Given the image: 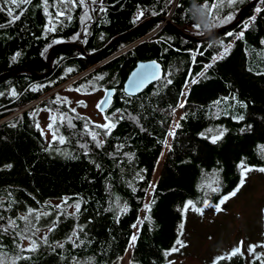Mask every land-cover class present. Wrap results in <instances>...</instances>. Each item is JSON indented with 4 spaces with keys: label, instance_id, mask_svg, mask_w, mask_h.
Returning a JSON list of instances; mask_svg holds the SVG:
<instances>
[{
    "label": "trees",
    "instance_id": "1",
    "mask_svg": "<svg viewBox=\"0 0 264 264\" xmlns=\"http://www.w3.org/2000/svg\"><path fill=\"white\" fill-rule=\"evenodd\" d=\"M250 1L226 5L217 20L229 11L233 19L215 27L207 12L199 15L201 7L193 6L203 0H85L91 19L83 23L85 9L78 0L75 7H53L56 0H48L49 16L42 0H29L20 8L12 6L19 19L11 23L6 10L0 11V76L18 71L0 82V254L11 258L19 253L17 244L27 247L29 240L16 235L24 232L26 221L20 217L27 215L31 223L24 235L37 248L20 253L16 264H122L130 245L129 264H166L188 200L216 205L240 183L237 165L242 160L264 167V0L248 8L234 27L201 42L155 21L167 18L186 33L203 37L230 24ZM9 6L0 0V7ZM57 10L65 15L56 17ZM138 12L143 15L137 19ZM252 16L255 20L249 21ZM45 25L55 30L47 31ZM220 41L232 47L213 61ZM73 42L89 56L101 54L90 58L67 48L55 56L48 74L31 73L47 71V53L54 45ZM150 60L161 64L162 77L136 96L125 95L122 85L130 71L137 62ZM90 88L115 89L104 112L115 123L107 135L59 96L61 89L84 93ZM179 108V127L170 135L172 112ZM41 111L55 114L56 140L48 142L42 135L37 124ZM240 115L242 120L232 118ZM209 128L226 131L213 144L199 135H212ZM89 131L99 133L96 140ZM97 140L103 141L99 147ZM216 178L219 187L213 192L207 185ZM29 208L34 211L28 213ZM10 219L15 226L8 224ZM217 264H244V258L237 253Z\"/></svg>",
    "mask_w": 264,
    "mask_h": 264
},
{
    "label": "rangeland",
    "instance_id": "2",
    "mask_svg": "<svg viewBox=\"0 0 264 264\" xmlns=\"http://www.w3.org/2000/svg\"><path fill=\"white\" fill-rule=\"evenodd\" d=\"M199 15L205 14L206 9H199ZM235 38V35H234ZM233 38V39H234ZM103 89L90 88L88 92L79 93L67 89L59 91L60 98H63L71 110L80 116L89 119L93 124H104V113L98 112L96 105L103 95ZM185 94L182 97V102ZM181 109H175L172 112V125L170 131L175 128L178 118L181 116ZM55 117V114L49 111H41L37 115V124L48 142L53 141L54 120L49 117ZM52 124L49 129L48 125ZM166 150V149H165ZM164 150V151H165ZM241 164V163H240ZM241 167H247L244 163ZM161 162L158 163L154 182L160 172ZM241 171V168H238ZM253 168L248 171L244 178V183L230 196L223 204H220L219 211L215 205L207 200V205L201 204L196 207L201 212H196L190 206L183 211V229L180 232L179 239L184 242L181 247L176 244L177 251L167 253L166 264H212L217 256H225L232 248L240 246L243 253L244 264H253V255L249 254L247 249L249 245H257L255 253H264V248L258 245L264 243V172ZM153 186L154 187V183ZM150 196L146 198V203ZM220 203V201H219ZM144 217V213L142 214ZM46 232V231H45ZM40 232H36V235ZM135 232V237H136ZM243 242L240 245V242ZM29 243H25L28 246ZM133 246L129 250L122 264H129ZM264 256L261 257L263 259ZM260 260V259H257Z\"/></svg>",
    "mask_w": 264,
    "mask_h": 264
},
{
    "label": "snow or ice",
    "instance_id": "3",
    "mask_svg": "<svg viewBox=\"0 0 264 264\" xmlns=\"http://www.w3.org/2000/svg\"><path fill=\"white\" fill-rule=\"evenodd\" d=\"M29 2V0H3V4L4 5H11L9 7H7L6 9L4 7H0V11H5L7 12V16L10 18L9 22H14L15 20L19 19V14H16L14 15V7L12 6H15V8H20V5L22 4H27ZM96 0H92V3H95ZM171 2V0H169V3ZM42 3L44 5L43 7V11L45 13L46 16H49L50 13H49V9H48V0H42ZM56 3H59L61 5L67 3V4H71L73 7L76 6L77 4V0H56L55 3H53V7L56 6ZM78 3H79V6L81 8H84L85 11L83 13V15H81L80 19H81V22L83 23L85 19H91V17L88 16V10H87V7L86 4H85V0H78ZM237 3V0H211V3H209V0H203V4L200 6L201 9H206L207 11V14L214 20L216 21L215 24H213L212 26L215 27L217 25H222V24H226L228 23L229 21H231L233 19V14L231 11H229L227 13V15H224L222 18H220L219 20H217V16L219 15V13L224 9V7L227 5L229 8L233 7L235 4ZM101 11H103V8L101 7L100 9ZM261 9L259 7H257L256 11L259 12ZM23 9H21V13H22ZM56 17H60V16H63L65 15V13L63 11H60V10H57L56 13H55ZM143 15V12H138V15H137V19L139 18V16H142ZM153 15H155V12H153ZM69 20L71 19V16H68L67 17ZM255 20V16H252V17H249V21H253ZM0 27H3V25H0ZM196 27H198V25H196ZM249 27V23L248 22H245L244 25H243V28L244 29H247ZM45 29L47 31H54L55 28L54 26L52 28H48L47 25H45ZM228 35H232V33H228ZM239 37L240 38H243V32H240L239 34ZM75 39V37H73ZM220 44V52L218 54H213L212 56V60L215 61V60H219V59H222L225 55H227L229 49L232 47L231 44H228L227 46L224 45V42L223 41H220L219 42ZM261 44H264V40H261ZM17 56L19 55V53L16 54ZM13 59H15V57H13ZM205 67H208V65H206ZM159 72H160V66L156 63V61H151L149 64L147 65H141V71L137 72V73H134L133 74V83L130 85V87H139L140 84H142L144 82V80H146L148 77H152L153 79H159ZM197 75H203V73H198ZM193 83H195L196 81L193 80L192 81ZM168 83H171V81L169 80ZM0 95H2V93H0ZM12 95H15V92L13 91L12 92ZM225 101L228 100V97H224L223 98ZM232 99H235V97L233 96ZM214 103H219V101H215ZM242 103V102H241ZM179 107H183V104H179L178 105ZM97 107H101V105H97ZM74 111V109H73ZM120 110L117 109V112H119ZM227 114V113H225ZM63 115L60 116V119L63 120ZM234 120H242L243 119V115H240V116H233L232 117ZM50 120H54L55 117H52L50 116L49 117ZM105 119L107 120L108 118L105 117ZM69 126L71 127V121L69 120ZM49 129L52 128V124L50 123L48 125ZM85 127L87 128V125H85ZM115 127V123L114 122H107V123H104V124H97L96 125V128H101V129H106L107 131H105L104 135H107L108 132L111 131L112 128ZM175 127H179V124H175ZM250 127V126H249ZM226 131V129H222L218 132H215L212 128H209L206 130L207 133H213L212 135L210 136H206V133L205 132H201L199 133L200 136L202 137H206L207 139L210 140L211 143L215 144L219 139H221L224 135V132ZM241 131H243V129H241ZM88 134L92 137L93 140H96V137L99 135V133L95 132V131H89ZM170 135L173 134L171 131L169 133ZM43 135V133H42ZM52 139L53 140H56L57 139V136L55 133H53V136H52ZM59 141L60 143H63L64 142V137L63 136H60L59 137ZM103 143L102 140H97L96 141V146L99 147L101 144ZM81 147H84V145H81ZM243 164V160L241 161V164H238L237 167L238 168H241V171H240V183L237 184L236 188L232 191V192H229L227 193L226 195L222 196L220 198V203L216 204L215 205V208L217 211L221 210L220 209V204H223L224 201H226L230 196L232 195H235V192L239 190V187L244 183V178H245V175L248 171H251L253 170V168L255 166H247V167H241V165ZM10 167V165H9ZM257 171H260V172H264V167H259L256 169ZM212 183H215L216 186L213 187L212 186ZM212 183H209L207 186L211 189V191L213 192H216L218 191V178H216ZM198 187H200L198 185ZM207 200L204 201V204L207 205ZM192 207V209L196 212H201V209L196 207L194 204H193V201L191 200H188L185 204H184V209H188L189 207ZM56 207H59V205H57ZM76 209H79L80 205L79 203H77L75 205ZM150 205L149 204H145L144 205V208L147 210L149 209ZM121 211H125L126 210V206L121 208L120 209ZM34 211V209L32 208H29L28 209V213H32ZM21 220H24L26 221V224H25V228H24V232H28L29 231V228H28V224L31 223V221H29V218L27 215L25 216H22L20 217ZM36 219H39V213H37L36 215ZM8 224L9 225H12V226H15V222L13 220H9L8 221ZM34 227V225H33ZM133 227H135V225H133ZM180 230L182 231L183 229V224H181L180 226ZM36 231H39V229H36ZM49 231H51V229H49ZM24 232H17L16 235L20 237L21 240L23 239H28L29 240V244L28 246L25 248V247H21L19 244H17V248L19 249V253L14 256V257H11V258H7V254H0V264H16V262L18 260L21 259V255L20 253H24V252H30V251H35L36 248H37V242L35 240H33L31 238V236H25L24 235ZM136 237L135 235L132 236L131 238V241H135ZM45 242H47L45 240ZM15 243V241H14ZM176 244H179L181 247L184 246V242L181 241L179 239V236L177 237V240L175 242ZM242 241L240 242V245H242ZM62 247V245H60ZM259 247H262L264 248V243L258 245ZM257 247V245H249L248 246V253L253 255V258L254 259H260V262L261 264H264V259H261L262 256H264V253H255L254 252V249ZM178 249L173 246V248L170 250V251H177ZM237 253H240L241 255H243V253L241 252V247L240 246H237V247H234L232 248V250L229 252V253H226L225 256H227L229 259L231 258V256L237 254ZM167 254V253H166ZM28 257H24V259H27ZM225 257L224 256H217L213 259L212 261V264H217V262L221 259H224ZM75 259V258H74Z\"/></svg>",
    "mask_w": 264,
    "mask_h": 264
},
{
    "label": "water",
    "instance_id": "4",
    "mask_svg": "<svg viewBox=\"0 0 264 264\" xmlns=\"http://www.w3.org/2000/svg\"><path fill=\"white\" fill-rule=\"evenodd\" d=\"M257 1L258 0L250 1L245 7H243L238 12L237 16L235 17V19L230 24H228L226 26H223V27L219 28L218 30L210 31L204 37H195L193 35H190V34L186 33L182 29L177 28L175 25H173L171 22H169L167 18L162 19V20L157 19L155 21H162V22L167 23L173 29V31H175L177 34H179L180 36H182L185 39L192 40V41H195V42H201V41H204V40H208V39H210V38H212L214 36H217L218 34L223 33L225 31L231 29L232 27H234L243 18V15H244L245 11L248 8H250L251 6L255 5V3ZM193 6H194V8L198 9L200 7V4H194ZM149 22H152V21H149ZM146 23H148V22H144L139 27L134 29L132 32H130V33H128V34H126V35H124L122 37L116 38L103 51L107 50L109 47H111L112 45L118 43L120 40L126 38L127 36L137 32ZM67 48L77 49L82 55H84L86 57H90V58H95V57H97V56H99L101 54V53H99V54H96V55H93V56H89L83 50V48L79 44H77L75 42H73V43H59V44L54 45L52 48H50V50L47 53V57H46L47 71L44 74H42V75L37 74L35 72H31V73L33 75H36V76H44V75L48 74L50 69H51V63H52L53 59L55 58V56L58 53H60L61 51L67 49ZM151 61H155V60L139 61V62H137L135 64L134 68L130 71V73L128 74V76L126 77V79H125V81H124V83L122 85V91H123V93L125 95H127V96H136V95L140 94L142 91H144L149 85L153 84L154 82H156L157 80H159L162 77L163 68H162L161 64L156 61V63L160 66V72H159V77L160 78L159 79H153L152 77H148L146 80H144V82L142 84H140V86L138 88L137 87H130V85L133 83V79H132L133 78V74L141 71V65H147ZM17 72L18 71H12V72L5 73V74L1 75L0 76V82H2L3 80L7 79L8 77L16 74ZM103 91H104L103 95H102L101 99L99 100V102L97 103V105L99 104V105H101V107H97V105H96V109L100 113H104L110 108V106L113 103V98H114V94H115V89L114 88H107V89H105ZM186 96H187V93L185 94V99H186Z\"/></svg>",
    "mask_w": 264,
    "mask_h": 264
},
{
    "label": "bare ground",
    "instance_id": "5",
    "mask_svg": "<svg viewBox=\"0 0 264 264\" xmlns=\"http://www.w3.org/2000/svg\"><path fill=\"white\" fill-rule=\"evenodd\" d=\"M251 7H252V6H251ZM204 36H205V35H204ZM204 36H203V37H204ZM217 37H218V36H217ZM184 100H185V99H184Z\"/></svg>",
    "mask_w": 264,
    "mask_h": 264
}]
</instances>
